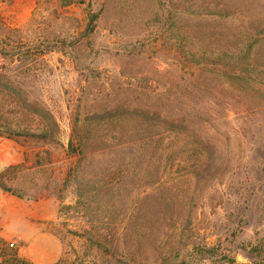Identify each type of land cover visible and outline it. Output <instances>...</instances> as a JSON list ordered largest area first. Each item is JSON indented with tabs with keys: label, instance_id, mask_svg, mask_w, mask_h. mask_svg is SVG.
Wrapping results in <instances>:
<instances>
[{
	"label": "rangeland",
	"instance_id": "374dc122",
	"mask_svg": "<svg viewBox=\"0 0 264 264\" xmlns=\"http://www.w3.org/2000/svg\"><path fill=\"white\" fill-rule=\"evenodd\" d=\"M0 146L53 264H264V0H0Z\"/></svg>",
	"mask_w": 264,
	"mask_h": 264
},
{
	"label": "crops",
	"instance_id": "0c3cea01",
	"mask_svg": "<svg viewBox=\"0 0 264 264\" xmlns=\"http://www.w3.org/2000/svg\"><path fill=\"white\" fill-rule=\"evenodd\" d=\"M14 161L13 153L0 146V173ZM0 188V242L17 240L16 256L30 264H53L62 253L58 239L37 220L52 218L46 207ZM48 210V209H47Z\"/></svg>",
	"mask_w": 264,
	"mask_h": 264
},
{
	"label": "trees",
	"instance_id": "16d2710c",
	"mask_svg": "<svg viewBox=\"0 0 264 264\" xmlns=\"http://www.w3.org/2000/svg\"><path fill=\"white\" fill-rule=\"evenodd\" d=\"M226 66L229 68V72H231V76L233 80H238L240 79V74L243 69L237 61H233L232 63L226 64ZM226 72H228V69H226ZM148 113V114H147ZM145 114V123L148 125H154L153 120L151 119V116L158 117L157 113L155 112H150L147 111ZM158 119L161 120V123L158 122L157 124H161L160 127H162L165 130H170L173 132H180L183 133L186 137V144H189L190 146L196 145V143H200L198 140L195 139V136L191 133L189 125H186L184 122V118H177V117H168V116H163V117H158ZM181 128V129H180ZM189 140V141H188ZM77 145L82 148L83 143H81L80 140H77ZM199 145V144H198ZM199 149L201 150V146L199 145ZM0 188L4 191L10 192L8 189H6L2 184L0 183ZM250 252L255 255L256 257H260L261 254L264 252L263 244L258 243L250 248ZM198 254H201L202 256L209 254L212 255L213 252L211 249H199ZM264 255V254H263ZM176 259L179 261L178 264H187L189 258H190V253L187 251H183V253H178L177 255L175 254ZM10 264V263H9ZM16 264H27L26 262L22 261H17ZM230 264H249V263H236L235 261H231Z\"/></svg>",
	"mask_w": 264,
	"mask_h": 264
},
{
	"label": "built area",
	"instance_id": "2783aa9c",
	"mask_svg": "<svg viewBox=\"0 0 264 264\" xmlns=\"http://www.w3.org/2000/svg\"><path fill=\"white\" fill-rule=\"evenodd\" d=\"M16 245V241H12L8 244L9 247H15Z\"/></svg>",
	"mask_w": 264,
	"mask_h": 264
}]
</instances>
